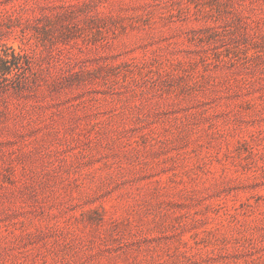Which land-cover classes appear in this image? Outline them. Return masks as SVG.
<instances>
[{
  "label": "rangeland",
  "instance_id": "rangeland-1",
  "mask_svg": "<svg viewBox=\"0 0 264 264\" xmlns=\"http://www.w3.org/2000/svg\"><path fill=\"white\" fill-rule=\"evenodd\" d=\"M0 264H264V0H0Z\"/></svg>",
  "mask_w": 264,
  "mask_h": 264
},
{
  "label": "trees",
  "instance_id": "trees-1",
  "mask_svg": "<svg viewBox=\"0 0 264 264\" xmlns=\"http://www.w3.org/2000/svg\"><path fill=\"white\" fill-rule=\"evenodd\" d=\"M28 58H25L24 54L11 51L0 53V76H5L7 73L14 71L15 73L28 67Z\"/></svg>",
  "mask_w": 264,
  "mask_h": 264
}]
</instances>
